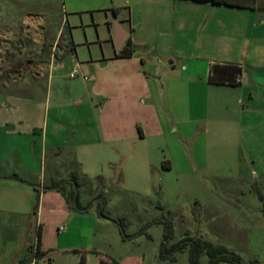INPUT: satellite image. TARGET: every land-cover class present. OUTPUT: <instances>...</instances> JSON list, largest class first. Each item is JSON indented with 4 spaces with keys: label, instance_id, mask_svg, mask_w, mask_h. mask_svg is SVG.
<instances>
[{
    "label": "crops",
    "instance_id": "obj_1",
    "mask_svg": "<svg viewBox=\"0 0 264 264\" xmlns=\"http://www.w3.org/2000/svg\"><path fill=\"white\" fill-rule=\"evenodd\" d=\"M60 1L62 23L52 8L22 20L28 31L55 27L50 61L36 76L48 77L46 94L37 95L39 82L15 88L23 77L19 70L12 82L0 84V264H124L97 242L110 238L108 220L94 206L84 214L69 206L66 194L74 188L59 173L65 151L81 166L95 164L96 155L112 164L132 144L145 145L172 130L181 153L190 145L195 154L199 145L205 165L213 156H232L236 170L253 169L264 182V0ZM4 9L15 25L17 11L26 8L7 0ZM116 21L121 48L115 45ZM80 24L103 26L99 40L111 50L80 59L63 32ZM61 40L66 44L56 57ZM69 48L74 71L88 80L72 78V70L66 86L63 57ZM123 50L132 55L119 57ZM215 66L239 68L241 82L211 83ZM96 100L103 103L99 117L93 115ZM66 108L72 115L64 116ZM62 180L68 181L65 192L48 189Z\"/></svg>",
    "mask_w": 264,
    "mask_h": 264
},
{
    "label": "rangeland",
    "instance_id": "obj_2",
    "mask_svg": "<svg viewBox=\"0 0 264 264\" xmlns=\"http://www.w3.org/2000/svg\"><path fill=\"white\" fill-rule=\"evenodd\" d=\"M19 2L26 9L18 10L16 24L9 25L4 9L7 0H0V84L16 78L14 74L6 75V71L19 70L23 77L13 86L26 89L39 82L42 86L36 93L42 97L46 94L48 77L38 81L36 76L50 61L53 42L49 35L55 32V27L42 25L28 31L22 20L25 14L37 15L52 8L54 19L62 23L63 5L60 0ZM72 27L63 28L64 39L70 47V39L74 41L80 59L96 58L104 50H111V44L99 40L104 37L103 26ZM65 44L59 42L56 57ZM74 55L69 48L63 57L66 86L71 83L69 73L74 71ZM79 77L83 79L84 75L80 72ZM65 95L64 105L68 107L71 100ZM93 104V115L99 117L103 103L96 100ZM71 113L69 108L64 110L65 117ZM171 131L165 137L149 138L145 145L132 144L128 155L117 156L112 164L96 155L95 164L81 166L65 151L63 169L59 172L63 179L67 178L73 188L78 185L84 204L97 199L93 204L97 215L105 203L104 212L111 218L106 225L111 229L110 238L103 244L97 242L113 259L123 260L124 264H190L191 245L175 254V261L160 258L169 226V248L187 238L192 242L202 240L223 246L239 255L245 264H264V182L255 179L253 169L236 170L239 164L234 163L232 156H213L205 165L199 145L195 154L190 145L181 153ZM49 162L48 159L47 178L51 172ZM208 260L203 254L201 262Z\"/></svg>",
    "mask_w": 264,
    "mask_h": 264
},
{
    "label": "trees",
    "instance_id": "obj_3",
    "mask_svg": "<svg viewBox=\"0 0 264 264\" xmlns=\"http://www.w3.org/2000/svg\"><path fill=\"white\" fill-rule=\"evenodd\" d=\"M205 1H211L212 3H218V4H227L228 1L233 0H205ZM238 1V0H235ZM242 1V0H239ZM132 55L131 50H123L121 51L118 56L119 57H129ZM214 74L210 79V82L213 84H230V85H237L240 82H238V78L241 77V70L239 68H234L230 66H215L214 67ZM226 72L225 76L218 77L216 76V73ZM75 178V177H74ZM65 181H56L53 182L48 189H56L60 192H65L66 188L64 186ZM80 190L78 188V185L75 184V188L68 192L66 194V200L69 204V206L77 213H87L93 206L94 202L97 199H94L90 203H88L86 206H84L81 203L80 200ZM104 205L105 203H102L99 207V216L105 219L111 220L109 216H107L104 212ZM170 227L168 226L167 231L165 233L164 242L161 247V253L160 258L162 260H171L175 261V254L183 252L189 245H191V252H190V264H220L222 262L228 263V264H245L242 260V258L232 252H229L226 248L223 246H215L210 242L202 241V240H195L191 241L190 238H187L186 240L173 245L172 247H168L167 241L170 238ZM203 254H206L209 258L207 263L201 262V257ZM100 264H108L104 260H101ZM256 264V263H253Z\"/></svg>",
    "mask_w": 264,
    "mask_h": 264
},
{
    "label": "water",
    "instance_id": "obj_4",
    "mask_svg": "<svg viewBox=\"0 0 264 264\" xmlns=\"http://www.w3.org/2000/svg\"><path fill=\"white\" fill-rule=\"evenodd\" d=\"M120 23L118 21H116V40H115V45L117 48H121L123 42H124V37H123V34L121 33V31L119 30V26ZM19 73L17 70H13L11 72L9 71H6V75H9V74H17Z\"/></svg>",
    "mask_w": 264,
    "mask_h": 264
},
{
    "label": "built area",
    "instance_id": "obj_5",
    "mask_svg": "<svg viewBox=\"0 0 264 264\" xmlns=\"http://www.w3.org/2000/svg\"><path fill=\"white\" fill-rule=\"evenodd\" d=\"M79 75V72L77 70H75L72 74L71 77L75 78ZM85 80H88V78L86 76H84ZM238 82H241V77L238 78ZM37 255V251L35 253ZM32 264H41L37 259L34 260V262Z\"/></svg>",
    "mask_w": 264,
    "mask_h": 264
}]
</instances>
